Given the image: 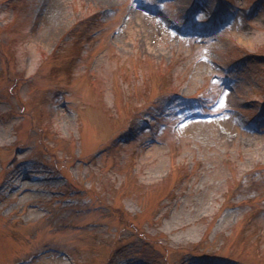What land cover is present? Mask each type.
<instances>
[{
  "label": "rangeland",
  "instance_id": "374dc122",
  "mask_svg": "<svg viewBox=\"0 0 264 264\" xmlns=\"http://www.w3.org/2000/svg\"><path fill=\"white\" fill-rule=\"evenodd\" d=\"M0 264H264V0H0Z\"/></svg>",
  "mask_w": 264,
  "mask_h": 264
}]
</instances>
